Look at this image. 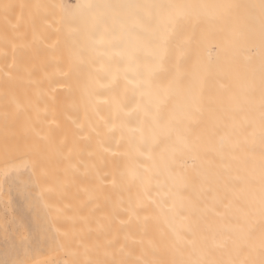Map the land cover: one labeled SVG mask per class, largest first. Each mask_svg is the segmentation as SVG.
Returning a JSON list of instances; mask_svg holds the SVG:
<instances>
[{"label": "bare ground", "instance_id": "1", "mask_svg": "<svg viewBox=\"0 0 264 264\" xmlns=\"http://www.w3.org/2000/svg\"><path fill=\"white\" fill-rule=\"evenodd\" d=\"M150 4L235 7H101ZM254 4L0 2V195L30 171L56 264H264Z\"/></svg>", "mask_w": 264, "mask_h": 264}, {"label": "rangeland", "instance_id": "2", "mask_svg": "<svg viewBox=\"0 0 264 264\" xmlns=\"http://www.w3.org/2000/svg\"><path fill=\"white\" fill-rule=\"evenodd\" d=\"M53 8L51 16L56 12ZM12 170L2 175V187L5 185L0 195V264H56L54 229L37 183L29 170ZM57 260V264H63Z\"/></svg>", "mask_w": 264, "mask_h": 264}, {"label": "snow or ice", "instance_id": "3", "mask_svg": "<svg viewBox=\"0 0 264 264\" xmlns=\"http://www.w3.org/2000/svg\"><path fill=\"white\" fill-rule=\"evenodd\" d=\"M5 7H8V5H5ZM101 7H126V8H149V9H157V10H165V9H173V8H193V7H198V8H205V7H215V8H232L235 7L233 5H173V4H150V5H118V6H113V5H104ZM250 9H255L259 8L260 10V21H261V39L264 41V0H259L258 5H249L247 6ZM134 55V53H133ZM262 121H264V116L261 117ZM2 264H7V261L2 262ZM84 264H92V261H85Z\"/></svg>", "mask_w": 264, "mask_h": 264}]
</instances>
